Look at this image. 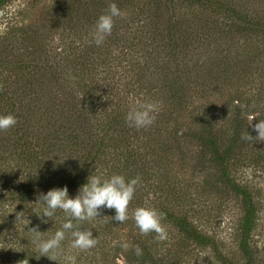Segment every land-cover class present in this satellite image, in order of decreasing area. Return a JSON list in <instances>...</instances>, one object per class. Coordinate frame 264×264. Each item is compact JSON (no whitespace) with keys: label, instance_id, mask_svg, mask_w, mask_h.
Segmentation results:
<instances>
[{"label":"trees","instance_id":"trees-1","mask_svg":"<svg viewBox=\"0 0 264 264\" xmlns=\"http://www.w3.org/2000/svg\"><path fill=\"white\" fill-rule=\"evenodd\" d=\"M14 1L0 0V10ZM166 1L210 7L211 16L216 14L222 24L219 27L218 22L209 20L193 27L186 24L188 20H182L175 27L170 20L164 32L168 37L169 63L164 58L150 62L151 57H147L152 54L147 55L141 49L145 39L142 32L87 48L72 41L65 57L56 59L61 66L48 64L42 68L31 56L36 52L29 54V60L0 61V114H12L16 118L14 126L0 131V164L16 157L35 170L31 181H21L22 187L17 183L18 187L12 190L4 188L0 197H8L2 195L4 192H22L27 199L65 186L69 195L76 196L95 169L105 178L120 174L126 181L135 177L149 180L158 174L155 170L164 168L161 163L167 152L174 158L180 153L185 160L184 144L196 141L201 151L190 160L195 161L200 172L207 174V184L218 192H231L242 199L241 251L245 264H257L251 248L257 205L252 194L233 180L232 172L238 163L245 161V151L259 141L255 138L257 132L249 124L264 120V0ZM92 7L88 3H79L77 7L72 4L74 10L68 19L73 28L79 29L76 25L80 23L74 14L89 15L92 10L99 17L97 8ZM107 7L104 5L105 11ZM92 22L87 19L91 28ZM34 34L27 40L36 45ZM177 36L179 42L175 39ZM223 38L229 39V45L214 59L207 58L206 47L224 41ZM236 42L243 43L244 49ZM32 44L27 45L28 50L34 49ZM151 44L160 46L156 40ZM152 45L146 46L148 53ZM197 49H201L200 56L195 53ZM39 52H44L40 46ZM177 53L179 66L174 69L171 66ZM205 65L210 68L196 73L203 71ZM41 71L44 72L40 74ZM62 75L72 77L73 84L72 80L64 84ZM195 75L200 78L198 82L193 80ZM210 77L233 92L217 106L214 103H209L208 108L190 105L192 86L200 87L199 94L195 95L204 100L206 96L201 87L204 88ZM252 83L259 86L255 89L257 95L248 88ZM145 102L158 105L153 124L139 130L127 126L126 113ZM190 109L192 127L180 119ZM246 132L253 136L252 141L241 140V134ZM164 170L159 171L161 175ZM163 216L190 240L208 244L187 218L180 219L174 213ZM73 223L85 230L77 221ZM158 244V241L148 243L135 238L127 255L131 257L129 263L179 264L176 254L170 256ZM137 246L141 249L140 256L135 253ZM26 253L16 254V264H33Z\"/></svg>","mask_w":264,"mask_h":264},{"label":"rangeland","instance_id":"rangeland-1","mask_svg":"<svg viewBox=\"0 0 264 264\" xmlns=\"http://www.w3.org/2000/svg\"><path fill=\"white\" fill-rule=\"evenodd\" d=\"M79 1L15 0L4 6L0 10V61L17 63L23 59L27 60L28 58L29 60V54L36 52L31 56L41 63L42 68L46 67L45 65L49 66L48 64L61 66L57 60L58 58L62 60L65 57L64 54L70 42H77L85 48L91 45L95 46L90 33L98 18L97 14L91 10L88 14L92 16V19L89 18V15H85L86 13L83 15L81 13L74 14L73 17H78L80 20V23L76 25L79 29H75L68 19L71 18V10H74L71 9L72 4L76 7L79 3L91 4L97 8L100 16L105 12L104 5L108 6L110 2L116 3L123 15L114 18L112 32L106 36L104 42L123 36L131 37L142 32L145 39L141 49L147 55L152 54L147 57L148 59L151 57L150 62H154V60L158 62L156 58H164L168 63L171 61L170 50L167 48L168 37L164 33L170 20H172V26L175 27H178L179 21L182 20H188L189 22L187 21L186 24L190 23L193 27H200L201 23L204 25L209 20L211 23L218 22L219 27L222 24V19L216 14L211 16L210 7L200 5L191 7L188 3L180 1ZM87 19L93 21L92 28L87 24ZM82 27L84 30H80ZM32 32L36 33L34 34L38 41L36 45L27 40ZM175 39L179 42V36ZM223 39L222 42L219 40L210 47H206L207 58L214 59L222 49L229 45V39ZM155 40L158 44L160 43L161 48L157 47V44L154 46L151 44ZM236 43L238 44V42ZM31 44L34 46V51L28 50L27 45L31 46ZM148 44L153 46L149 53L146 48ZM240 44L243 43L238 44L239 48ZM39 46L44 52H39ZM241 49H244L243 45ZM195 53L200 56L201 49H197ZM187 55H189L188 51ZM192 55L193 51L190 53V56ZM237 55L242 57L241 54ZM176 57L177 59L171 66L174 69L179 66L178 53ZM207 68L209 69L210 66L205 65L203 71L201 69L196 73L201 74ZM42 72L44 71H41L40 74ZM196 76L193 80L198 82L197 79L200 78ZM61 78L64 84L71 83L72 77L67 78L62 75ZM193 80L191 83H194ZM206 80L208 81L204 88L201 87L205 93V99L195 95V93L199 94L200 87L197 89V86H192L193 93H191L188 102L190 105L201 104L208 108L209 103H214L217 106L228 97L230 92H233V89H229L228 86L223 87L212 77ZM124 82L130 83V81ZM248 88L254 95L258 94L255 93V89L259 88L258 85L252 83ZM190 111L191 109L187 111V115L180 118L185 121V125L188 127H192V122L189 119ZM184 148H186L187 156L185 160L180 153L174 158L167 152L161 163L164 167L162 169H165L163 174L161 175L159 172L162 169L155 170L154 172L158 174H154L149 180H139L133 199L128 205L127 220L122 224L113 221L111 216L115 215L114 210L101 209L98 218L77 222L85 230L91 231L93 237L98 239L95 247L88 250L70 247L71 234L66 232L60 249L49 254L52 260L41 256L37 250L38 241L35 239V233L29 230L36 228L42 233L41 239H47L53 236L67 219L64 213L57 210L50 220L44 218L47 220L45 223L32 213L33 208L40 210L43 207V205L33 204L38 194H33L26 199L27 195L25 194L24 197L22 192L2 193L3 196L8 197H0V264H16V254L23 252H27L26 255L31 256L28 258L32 260L33 264H68L66 260L68 256L75 258V264H130L131 257L127 255L133 247L132 242L135 238L148 243L158 241L160 243L158 245L164 246L165 252L170 253V256L176 254L179 264H245L246 259L241 251L240 234L244 215L242 199L231 192L222 190L218 192L207 184V174L200 172L195 166V161L190 160L191 157L199 155L201 151L196 141H191L188 145L184 144ZM159 157L162 158V154L159 153ZM243 158L245 161L238 163L239 165L233 169V180L252 194L257 205L258 213L251 233V248L255 253L254 258L257 264H264V141L259 140L255 146L246 150ZM34 171V169L23 165L22 161L16 157L6 161L4 165L0 164V191L4 188L12 190L18 187L17 183L20 184L21 181L22 183L31 181ZM20 185L22 187V184ZM138 207L153 208L162 214L161 224L167 233L166 240H158L155 232L144 235L140 233L132 219V213ZM17 213L21 219L16 223ZM164 213H174L180 219L187 218L189 223L206 238L208 244L202 245L190 240L170 221H167L163 216ZM122 243L128 244L129 247L127 249L121 247Z\"/></svg>","mask_w":264,"mask_h":264},{"label":"clouds","instance_id":"clouds-1","mask_svg":"<svg viewBox=\"0 0 264 264\" xmlns=\"http://www.w3.org/2000/svg\"><path fill=\"white\" fill-rule=\"evenodd\" d=\"M122 15L123 13L116 3L110 2L108 4L106 11L97 18L90 33L96 46L102 45L106 36L111 34L114 18ZM157 111L158 105L155 103H139L126 113L124 117L125 123L127 126L134 127L137 130L147 128L153 124ZM15 124L16 118L12 114H0V131L7 130ZM249 125L253 128V131L257 132L255 138L264 141V120H259L254 125ZM241 140L250 142L253 140V136L249 132L242 133ZM138 183L139 177L126 181L123 175L113 174L105 178L99 169H95L88 176L86 183L78 189V193L74 198L69 195L66 186L53 188L46 193H39L33 204L43 205V207L40 210L33 208L32 213L46 223L47 220H50L55 215L57 210H60L67 219L54 235L47 239H41L42 233L36 228L29 230L35 233V239L38 241V252L41 256H46L52 260L49 254L60 249L66 232L71 234L70 247L80 250H88L95 247L98 239L93 237V233L88 230H80L74 226L72 221H90L100 216L101 209H110L115 212V215L111 216L113 221L122 224L128 219V205L133 199ZM19 213L16 214V223L21 219ZM44 218H47V220ZM132 219L142 235L155 232L158 240L167 239L166 230L161 224L162 214L158 213L157 210L149 207H138L133 211ZM120 246L125 249L129 247L126 243H122ZM135 253L137 256L141 255V249L138 246L135 248ZM66 260L68 264H75V258L72 256L66 257Z\"/></svg>","mask_w":264,"mask_h":264}]
</instances>
